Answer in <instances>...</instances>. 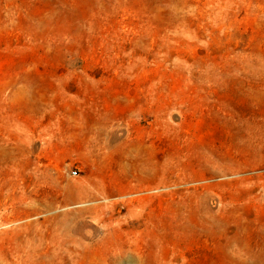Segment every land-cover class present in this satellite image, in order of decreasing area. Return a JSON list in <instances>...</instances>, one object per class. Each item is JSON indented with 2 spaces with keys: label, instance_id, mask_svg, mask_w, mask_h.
<instances>
[{
  "label": "rangeland",
  "instance_id": "1",
  "mask_svg": "<svg viewBox=\"0 0 264 264\" xmlns=\"http://www.w3.org/2000/svg\"><path fill=\"white\" fill-rule=\"evenodd\" d=\"M187 2L192 9L180 12L177 0H0V85L9 82L10 73H16L18 82L6 87L1 100L7 102L19 87L26 91L28 77L33 76V92L42 91V83L61 87L63 100L55 105L56 110L67 111V102L75 100L83 113L121 114L125 108L113 105L114 99L134 98L142 88L138 85L141 75L133 77L129 69L141 65L146 73L154 74L150 81L166 91L179 94L185 90L195 105L201 96L206 98L203 109H190L192 122L184 126L193 143L215 139L216 147L223 143L228 147L226 139L222 142L224 122L212 120L214 114H228L233 117H227L232 120V134H241V144L253 138L264 155V0ZM48 48L54 56L50 60L45 56ZM138 49L159 53L155 59L147 58ZM189 71L195 76L190 77ZM224 80L228 93L217 85ZM31 93V89L22 93L15 102L20 113H36ZM231 99L234 102L227 109L219 108ZM214 103L218 106H208ZM136 114L133 138L143 140L147 137L142 130L149 128L155 116ZM25 148L33 185L19 178L5 188L4 192L24 203L0 197V264H38L64 254L75 264H134L122 251L131 255L137 251L152 260L149 238L136 237L169 226L152 220L169 203L181 204L178 222L186 226L195 224L187 218L196 203L211 214H215L213 209H238L237 215L247 213L252 222L248 227L240 222L239 239L233 245L229 239L236 233L237 221L230 223L231 234L224 238L188 236L163 244L156 239L153 242L160 244L163 255L153 264H264V158L241 172L216 173L206 179L215 184L223 177L237 176L240 182L197 194L193 190L202 181L192 179L188 170L167 175L166 184L159 187L87 195L83 191L90 181L88 164L70 161L58 168L44 158L36 161L33 151L38 147ZM75 170L80 172L78 177L72 176ZM179 175L184 178L177 179ZM13 183L17 186L10 188ZM246 189L248 197L240 194ZM131 200L136 202L129 204ZM83 203L93 204L86 213L75 215L66 229H61L60 219H52L57 211ZM74 240L81 256H69L72 253L62 246Z\"/></svg>",
  "mask_w": 264,
  "mask_h": 264
},
{
  "label": "bare ground",
  "instance_id": "2",
  "mask_svg": "<svg viewBox=\"0 0 264 264\" xmlns=\"http://www.w3.org/2000/svg\"><path fill=\"white\" fill-rule=\"evenodd\" d=\"M177 9L180 12L192 9L193 5L187 2V0H177ZM197 11V9H196ZM17 42L16 39L12 40ZM140 54H143L147 58L155 59V56L159 52H142L140 49L136 50ZM46 58L50 60L54 56L50 48L47 49L45 54ZM167 60V58H164ZM13 60V58H11ZM181 67V66H180ZM175 65L174 68H180ZM133 71L132 76H140L141 79L138 85L142 88L137 90L134 98H120L116 97L115 106L117 108L123 107L121 114L116 115H97L89 112H80L81 104L75 100L67 102V111L62 113L56 110L50 117H44L47 126L57 125L59 126L56 132H50L49 134L59 135L61 142L60 148L64 151L68 148L70 157H81L87 163V167L91 172L90 181L98 182L103 189L107 190L109 187L107 183L114 184L122 190L130 191H142L144 188L159 187L166 184L167 177H164L163 183L158 181L161 175H173L176 172L191 171V178L199 183L198 188L193 190L194 194L197 191H209L214 187L231 186L234 183L240 182L237 176L231 177V179L223 177L215 184L213 182H207L208 177H214L216 173L235 174L241 172L243 167L248 168L257 165L263 158V150L258 147L256 140L253 138L246 140L241 144V134H232V128L229 125L233 119L232 115H212V120L218 122H224L225 129L222 132V142L229 143L228 147H224L223 144L220 147L214 145V140H207L210 143L192 142V134L189 129H185V125H190L192 122L193 114L191 110H201L207 104L205 97L201 96L200 100L195 105L190 98V94L181 90L178 93H171L166 91L160 84H154L150 78L154 74H148L144 70L143 66L129 67ZM182 76L186 78V71L182 69ZM190 77L195 76L192 71H189ZM143 77V78H142ZM7 78L9 82L6 83V87H13L18 82L16 73H10ZM25 85V90L22 93L29 92L33 81V76ZM45 79V78H43ZM187 79V78H186ZM237 84H241L240 80H236ZM43 84V85H42ZM40 89L46 91L49 90L50 85L42 83ZM46 85V86H45ZM218 86L223 87V90L227 93L228 83L224 80L222 83H217ZM89 86V85H88ZM93 86V83L90 84ZM89 86V87H90ZM48 87V89H47ZM29 89V90H28ZM2 89H0V102ZM229 95V94H228ZM18 96H15V103ZM123 99V100H122ZM241 97H237L240 100ZM228 102V101H227ZM224 102L219 107L220 109H227L230 104H233V100L230 102ZM184 106V107H183ZM211 108H215L214 104L208 105ZM137 112H143L145 115L153 114L154 122L149 124L148 129H143L146 133V139H143V143H134L133 131L129 130L134 127L135 118ZM136 115V116H135ZM236 116V115H234ZM229 117L230 119H228ZM51 131V130H50ZM56 133V134H55ZM113 134V137H109ZM78 135L80 137H78ZM119 140L118 143L113 144ZM141 140V139H138ZM125 142V143H124ZM148 143V144H146ZM160 149L162 150V158L160 162L152 163V157H149L148 152H144L147 149ZM166 148V149H165ZM78 150V152H76ZM107 151V152H104ZM133 153V154H132ZM29 152L25 146L6 145L0 147V197L8 196L9 200H17V203H24L22 198H17L14 194H8L5 191L8 183L12 180L17 181L27 179L28 186L33 185V170L32 163L29 162ZM27 177V178H26ZM184 176H177V179H182ZM234 178V179H233ZM89 181V182H90ZM248 182V180H247ZM16 183L10 185V188H15ZM7 193V194H6ZM111 190L105 191L106 195H112ZM242 196H249L250 190L241 191ZM240 195V196H241ZM199 196V195H198ZM124 199V198H122ZM126 200L128 198H125ZM106 202V200L104 201ZM136 201L131 200L129 204H133ZM2 203V202H0ZM5 204V202H4ZM93 203H83L76 205L73 208H64L57 211L59 214L52 217V219H60L62 222L61 229H66V225L76 219V216H80L88 211L89 205ZM196 209L190 213L189 221H193V226H186L178 222L181 213V204L173 205L167 204L159 216L152 217V220L158 223H166L169 226L155 227L153 230H147L137 235L136 239L149 238L150 244L148 247V253H151L154 258L152 260L140 257L137 251H134L137 255H131L129 251H122L126 255L127 259L133 261L134 264H153L157 262L159 256H162L161 249L158 248L157 242L154 240H162V244L167 240L184 239L188 236L194 238H210L218 239L230 236L229 233L230 223L237 221L236 233L229 239L231 245L237 243L239 239V233L241 229L240 222L245 221L248 227L249 222L252 219L247 213L239 214L238 209H232L225 211L222 208L211 214L209 211L203 209L199 203H196ZM236 204H241L238 202ZM79 209L76 212L68 213V210ZM73 214V215H72ZM76 215V216H75ZM184 218V217H183ZM179 223V226L176 225ZM175 225V226H172ZM135 236L136 234L133 233ZM173 242V241H172ZM77 243L74 241L65 242L69 256L76 255L81 256L77 250ZM70 246H73L70 248ZM155 253L157 255H155ZM130 254V255H129ZM67 254L61 256H54L52 259L46 261L41 259L38 264H73L77 263L73 259L66 258ZM71 261V262H70ZM28 264V263H24ZM79 264H84L79 262Z\"/></svg>",
  "mask_w": 264,
  "mask_h": 264
},
{
  "label": "crops",
  "instance_id": "3",
  "mask_svg": "<svg viewBox=\"0 0 264 264\" xmlns=\"http://www.w3.org/2000/svg\"><path fill=\"white\" fill-rule=\"evenodd\" d=\"M5 85V83H2V85H0V89H2V92L6 89ZM37 89L38 87H36V90ZM31 91L32 93L30 96L31 100L33 101V108H36V110H32L36 113L32 112L30 114H23L15 108V103H13V101L15 100V96H18L17 98H20L22 94V89L20 87L17 90L15 89L13 97H11V99H9L7 102H0V147L6 145L27 146L33 148L38 147L39 149L33 151V154L36 156V161H38V159L40 158H44L48 163H50L51 166H57L58 168H62L66 162L70 161H79L85 164H89L81 157H70L68 148L65 149V151L60 148V136L55 133L56 135H54L55 137L53 138V135L51 137V135L49 134L50 132H56L59 126H47V122L44 117H50V115H52L56 111V109H54L55 105H58L60 100H63L61 87L54 86V84L52 83L49 87V90H47L46 92H43V90L33 92V87H31ZM33 99H35V101L37 102H34ZM57 110H59L60 113L63 112L62 110L60 111V109ZM129 131L132 132L133 128H131ZM78 137L80 136L78 135ZM109 137H113V134H110ZM133 139L134 140L132 142L134 143L144 142L135 138ZM118 142L119 140L115 141L113 144H116ZM76 152H78V150H76ZM144 152H148V154H150L149 157H152V163L161 161L163 153L162 150L156 148L155 150L147 149ZM89 175L91 177L90 171ZM166 176L167 175L162 174L161 177L158 178V181L162 184L164 177ZM107 186L109 188L105 190L98 182L90 181L83 193L87 195H89L90 193L105 194V191L111 190L112 195H120L125 194L129 191L122 190L111 183H107Z\"/></svg>",
  "mask_w": 264,
  "mask_h": 264
},
{
  "label": "built area",
  "instance_id": "4",
  "mask_svg": "<svg viewBox=\"0 0 264 264\" xmlns=\"http://www.w3.org/2000/svg\"><path fill=\"white\" fill-rule=\"evenodd\" d=\"M80 174L79 170H75L73 173H72V176L73 177H78Z\"/></svg>",
  "mask_w": 264,
  "mask_h": 264
}]
</instances>
